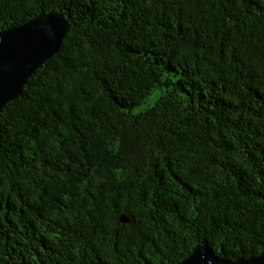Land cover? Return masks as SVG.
I'll use <instances>...</instances> for the list:
<instances>
[{"label": "trees", "instance_id": "16d2710c", "mask_svg": "<svg viewBox=\"0 0 264 264\" xmlns=\"http://www.w3.org/2000/svg\"><path fill=\"white\" fill-rule=\"evenodd\" d=\"M52 11L69 32L0 113V264L258 255L264 0H0V31Z\"/></svg>", "mask_w": 264, "mask_h": 264}, {"label": "water", "instance_id": "95a60500", "mask_svg": "<svg viewBox=\"0 0 264 264\" xmlns=\"http://www.w3.org/2000/svg\"><path fill=\"white\" fill-rule=\"evenodd\" d=\"M68 32V23L59 11L40 14L21 26L0 31V113L20 96L29 77L58 53ZM179 264H264V245L258 255L235 261L223 260L197 245Z\"/></svg>", "mask_w": 264, "mask_h": 264}, {"label": "rangeland", "instance_id": "374dc122", "mask_svg": "<svg viewBox=\"0 0 264 264\" xmlns=\"http://www.w3.org/2000/svg\"><path fill=\"white\" fill-rule=\"evenodd\" d=\"M157 96V92L154 93L150 98L146 99L145 102L140 106V108H144L147 105H150L152 103V100Z\"/></svg>", "mask_w": 264, "mask_h": 264}]
</instances>
